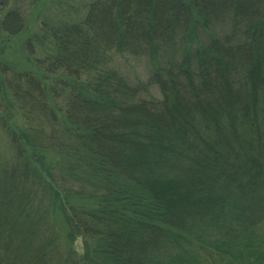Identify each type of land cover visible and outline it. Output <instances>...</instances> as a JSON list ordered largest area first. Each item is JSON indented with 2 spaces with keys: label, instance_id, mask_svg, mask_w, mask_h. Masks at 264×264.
I'll list each match as a JSON object with an SVG mask.
<instances>
[{
  "label": "trees",
  "instance_id": "16d2710c",
  "mask_svg": "<svg viewBox=\"0 0 264 264\" xmlns=\"http://www.w3.org/2000/svg\"><path fill=\"white\" fill-rule=\"evenodd\" d=\"M22 50L35 70L0 64V264H264V0H95Z\"/></svg>",
  "mask_w": 264,
  "mask_h": 264
},
{
  "label": "rangeland",
  "instance_id": "374dc122",
  "mask_svg": "<svg viewBox=\"0 0 264 264\" xmlns=\"http://www.w3.org/2000/svg\"><path fill=\"white\" fill-rule=\"evenodd\" d=\"M95 0H0V18L8 12L18 11L26 22V28L22 35L13 36L11 31L8 34H0V64H9L7 69L13 70H35L32 61L29 62L28 53L22 48L26 40L33 32L37 33L41 25L47 23L50 26L66 22H78L86 15L87 6ZM219 32L221 30H218ZM1 32V31H0ZM229 32H225V35ZM202 37V35H200ZM17 37V38H16ZM204 39V37H202ZM206 41V39H205ZM21 44V46H20ZM31 56V55H30ZM33 57V56H31ZM39 50L36 51V58H40ZM29 67H31L29 69ZM117 70L127 79L131 85L138 83L148 84L149 78L154 71V65L148 58L117 59ZM161 96L157 89H151L147 94H143L142 99L148 100ZM0 152L8 154V145L3 133L0 132ZM264 235V226H263ZM82 244L79 241L76 248L81 251Z\"/></svg>",
  "mask_w": 264,
  "mask_h": 264
}]
</instances>
